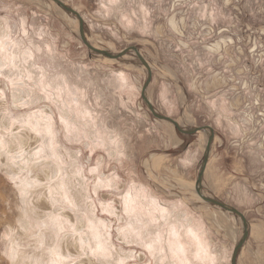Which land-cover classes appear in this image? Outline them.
Instances as JSON below:
<instances>
[{
    "label": "rangeland",
    "instance_id": "rangeland-1",
    "mask_svg": "<svg viewBox=\"0 0 264 264\" xmlns=\"http://www.w3.org/2000/svg\"><path fill=\"white\" fill-rule=\"evenodd\" d=\"M60 1L93 47L138 49L158 114L213 129L203 191L249 224L236 264H264V0ZM147 76L132 51L90 52L52 0H0V137L16 156L0 150V264H51L53 247L57 264H230L241 222L194 192L208 133L154 119ZM28 207L59 235L21 227Z\"/></svg>",
    "mask_w": 264,
    "mask_h": 264
},
{
    "label": "water",
    "instance_id": "water-1",
    "mask_svg": "<svg viewBox=\"0 0 264 264\" xmlns=\"http://www.w3.org/2000/svg\"><path fill=\"white\" fill-rule=\"evenodd\" d=\"M52 1L61 10H63L66 13L74 16L77 19L79 38H80L81 42L86 46V48L90 52H92L96 55L102 56L104 58L110 59V60H117V59L125 56L130 51L135 53L140 64L145 68L147 75H148L147 80H146V82L143 85V88L141 90V98H142V101L144 102L147 110L151 113V115L153 116L154 119L169 123L180 134L195 135L198 132L208 133L206 145L204 147V152H203V156H202L201 166H200V169H199L196 181H195V185H194V192H195V195L203 203L208 204V205L213 206V207H216V208L224 211L225 213L231 214L233 217H235L236 219H238L241 222L242 234H241L240 239L238 240L237 244L235 245V247L233 249L231 259H230V264H236V260H237V256L239 254V251L242 249V247L244 246V244L246 243V241L248 240V237H249V224H248L245 216L240 211H238L236 208H234V207H232V206H230L224 202H221L215 198H212V197L205 195L203 188H202L203 175H204V172H205L208 160H209L211 145H212L213 140H214L213 129L209 126H202V127H198V128L185 130V129L180 128L179 124L175 120H173L172 118L158 114L156 112L155 108L153 107V105L151 104V102L145 96L146 88L151 81V70H150L149 64L141 56L138 49L135 47H131L129 49L123 50L122 52H120L117 55H113L111 53H108L107 51L100 50V49L93 47L91 44L88 43V41L85 37L84 21H83L82 17L74 9L66 6L60 0H52Z\"/></svg>",
    "mask_w": 264,
    "mask_h": 264
},
{
    "label": "bare ground",
    "instance_id": "bare-ground-1",
    "mask_svg": "<svg viewBox=\"0 0 264 264\" xmlns=\"http://www.w3.org/2000/svg\"><path fill=\"white\" fill-rule=\"evenodd\" d=\"M110 61H112V60H110ZM4 119V118H3ZM184 119H187L188 120V118H187V116L186 117H184ZM14 122H16L19 126H22V125H24V126H26L28 129L30 128L31 129V127H29L28 125H27V122L25 121V119H23V120H14ZM6 123L8 124V122H0V128L2 129V128H4L5 126H6ZM170 125V124H169ZM7 127V126H6ZM26 128V129H27ZM25 129V128H24ZM39 132V134L41 133H43L44 131H37V133ZM14 134V133H13ZM0 135H1V133H0ZM4 135H7V133H4ZM19 137V136H18ZM10 138V137H9ZM16 138V137H15ZM41 138V137H40ZM20 140V139H19ZM22 141V140H21ZM203 141V140H202ZM205 141V140H204ZM15 143V142H14ZM5 145H6V140L5 139H1V137H0V150L1 149H3V153L4 154H6V161H10L11 159H16V156H12L11 155V152L10 151H7V150H4V147H5ZM8 145V144H7ZM13 145V144H12ZM15 146V145H14ZM17 147H18V145H17ZM11 149V148H10ZM21 150V146H20V148H19V151ZM24 158V157H23ZM28 159V158H27ZM24 160V159H23ZM29 164V163H28ZM32 166V165H31ZM35 168V167H34ZM59 166H57L56 165V167H54L53 168V172H52V174H53V177L52 178H50V181H55V183H54V185L55 186H53L52 188H53V190H54V192H55V194H59L60 195V197L61 198H63L64 197V200L66 201V202H70V200H69V197H68V194L67 193H65V188L63 189V187H64V183H65V181H64V179L62 178V176H60V172H59ZM29 171L30 170H28L27 172L29 173ZM35 171V170H34ZM50 171V170H49ZM27 173V175H25L23 178H21V179H17L19 182H18V189H19V193H20V195L22 196V203L23 204H26V195L27 194H31L32 193V189H34V187H36V185L39 183V181H38V179H37V181L36 180H34L33 179V177L32 176H30V178H29V174ZM31 173V172H30ZM205 173V172H204ZM46 177H47V175H46ZM41 181V180H40ZM39 189V188H38ZM27 197H28V195H27ZM37 197V196H36ZM195 197H196V199L198 200V201H200L201 202V200L195 195ZM38 198V197H37ZM55 202V201H54ZM28 204V203H27ZM22 209V208H21ZM24 212V213H23ZM36 214H37V212H36ZM20 217H21V221L19 222L20 223V226L21 227H25V228H32V229H35L33 226H35L37 229H35V231L36 230H41V226H44V227H46L48 230H49V232L50 233H52V234H54V237L55 236H58L59 235V228L60 227H62V224H61V222H60V219L58 218H56L54 215H50L48 218H45L44 220H41V219H39L38 218V216L37 215H34L33 213H32V211H31V209L28 207V209H26V208H24V210H22V213H21V215H20ZM40 217V216H39ZM61 217H64L63 215H61ZM23 218V219H22ZM64 220H66V224H67V221L69 222V218L68 217H64ZM22 229V228H21ZM133 229V228H132ZM135 229H136V231H135V233H133V236H134V238L135 239H137V240H139V239H141V236L139 235L140 233H139V231H138V229H137V227H135ZM236 239H237V237H236ZM235 240V239H234ZM39 242H42V239L40 238L39 239ZM15 248V247H14ZM60 250V249H59ZM59 250H58V252H57V250H56V248L55 247H53L50 251H49V254L51 255L50 256V263L51 264H57V258L59 259V258H63V256H65L64 254H62V256H60V252H59ZM48 256L49 255H47V258H48ZM69 258V257H68ZM48 260V259H47ZM57 261V262H56ZM62 261V260H61ZM64 262V261H63ZM33 263H35V264H39L38 263V260H37V258H33ZM58 264H64V263H58ZM121 264H123V262H121Z\"/></svg>",
    "mask_w": 264,
    "mask_h": 264
},
{
    "label": "crops",
    "instance_id": "crops-1",
    "mask_svg": "<svg viewBox=\"0 0 264 264\" xmlns=\"http://www.w3.org/2000/svg\"><path fill=\"white\" fill-rule=\"evenodd\" d=\"M177 218H178V221H180V220H183V219H184V218H182V216H178Z\"/></svg>",
    "mask_w": 264,
    "mask_h": 264
}]
</instances>
